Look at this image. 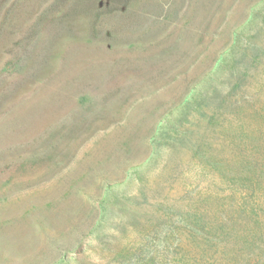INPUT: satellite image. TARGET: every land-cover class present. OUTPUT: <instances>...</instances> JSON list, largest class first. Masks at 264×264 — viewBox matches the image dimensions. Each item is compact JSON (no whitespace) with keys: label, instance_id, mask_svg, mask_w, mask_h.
<instances>
[{"label":"rangeland","instance_id":"374dc122","mask_svg":"<svg viewBox=\"0 0 264 264\" xmlns=\"http://www.w3.org/2000/svg\"><path fill=\"white\" fill-rule=\"evenodd\" d=\"M0 264H264V0H0Z\"/></svg>","mask_w":264,"mask_h":264},{"label":"trees","instance_id":"16d2710c","mask_svg":"<svg viewBox=\"0 0 264 264\" xmlns=\"http://www.w3.org/2000/svg\"><path fill=\"white\" fill-rule=\"evenodd\" d=\"M257 51H258V49L255 48V46H254V47H252V48H250L248 50V53H246L245 51L242 52V53H240L239 59L244 62V65H243L242 70L245 71L247 69V66H246L247 62L252 61V60L253 61L255 60V58L257 57V53H256Z\"/></svg>","mask_w":264,"mask_h":264}]
</instances>
